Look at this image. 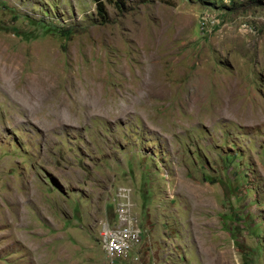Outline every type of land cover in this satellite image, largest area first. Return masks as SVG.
Masks as SVG:
<instances>
[{
    "label": "rangeland",
    "instance_id": "rangeland-1",
    "mask_svg": "<svg viewBox=\"0 0 264 264\" xmlns=\"http://www.w3.org/2000/svg\"><path fill=\"white\" fill-rule=\"evenodd\" d=\"M101 1L0 0V264H264V0Z\"/></svg>",
    "mask_w": 264,
    "mask_h": 264
},
{
    "label": "built area",
    "instance_id": "built-area-1",
    "mask_svg": "<svg viewBox=\"0 0 264 264\" xmlns=\"http://www.w3.org/2000/svg\"><path fill=\"white\" fill-rule=\"evenodd\" d=\"M123 200L118 203L114 217L106 221L98 231L100 246L108 260H125L138 242L140 230L136 218L131 214L127 189L120 190Z\"/></svg>",
    "mask_w": 264,
    "mask_h": 264
},
{
    "label": "trees",
    "instance_id": "trees-1",
    "mask_svg": "<svg viewBox=\"0 0 264 264\" xmlns=\"http://www.w3.org/2000/svg\"><path fill=\"white\" fill-rule=\"evenodd\" d=\"M94 1V4H95V9H96V13L97 15L101 18V19H104L105 17V14H106V11H105V8L103 6V3L101 0H93ZM263 0H253L254 3L256 4H261ZM60 32L63 31V33H67L64 28L60 29L59 30Z\"/></svg>",
    "mask_w": 264,
    "mask_h": 264
}]
</instances>
